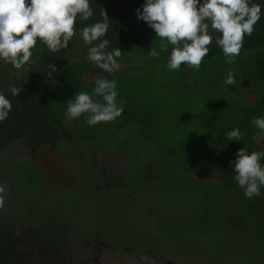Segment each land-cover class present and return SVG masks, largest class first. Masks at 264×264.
I'll return each instance as SVG.
<instances>
[{"label": "rangeland", "instance_id": "rangeland-1", "mask_svg": "<svg viewBox=\"0 0 264 264\" xmlns=\"http://www.w3.org/2000/svg\"><path fill=\"white\" fill-rule=\"evenodd\" d=\"M78 40L81 50L71 53L67 48L63 50L65 57L87 54L90 45L83 43L79 31ZM84 63L88 65L86 82L94 81L98 76L95 65L87 60ZM118 63L114 73L122 70L126 75L139 72L130 68L143 66L142 58L134 53H122ZM23 74L19 73L17 79ZM192 76L182 65L179 76L173 77L187 88ZM129 79L130 87L137 80L144 83L143 79ZM149 81V86L143 85L137 89L139 93H133L131 110L121 112V119L111 120L116 122L109 123V127L98 126L99 130L110 129L113 124L119 130L125 121H133L114 135L108 130L98 135L102 150L94 151L95 154L86 149V143L76 141L62 153L49 143H33V158L26 145L4 150L0 158V187L8 207L3 208V218H9L7 224L18 231L27 228L28 237L33 229H39L38 234L42 235L36 242L40 251L43 245L51 250L53 239H58V247L53 249L57 251L52 253L55 264H68L64 261L67 254L76 262L85 263L92 258L94 262L88 264H228V231L223 227L228 222L219 217L220 211L225 215L228 205L205 199L203 190L215 189L219 183L201 175L214 168L223 170L213 155L204 151L209 148L205 132L212 135L220 131L221 122L217 120L224 119L222 113H215L216 122L211 117L205 121L200 111L208 106L196 99L198 88L190 94L167 88L173 84L168 77ZM155 84H162L158 91ZM12 87L7 84L0 93L11 91ZM137 102L142 105L136 106ZM247 102L253 106L255 96L248 97ZM228 104H232V98ZM224 112L228 114V109ZM116 137L122 139L123 145L131 144L132 151L123 149L112 154L113 146H119L111 142ZM15 161L27 166L36 162L41 167V177L36 180L44 186L37 194H32L35 178L28 177L22 168L10 171ZM186 166L191 169L187 173ZM155 172L164 175L159 185L151 179ZM188 174L192 177H185ZM6 176L8 182L4 180ZM175 181L177 184H173ZM188 186L195 190H188ZM151 199H156V208H150ZM47 226H51L50 231ZM86 238L92 239L93 244L84 243ZM20 240L21 244L30 245V239L23 235ZM99 243L111 247L102 250ZM27 246L21 248L27 252Z\"/></svg>", "mask_w": 264, "mask_h": 264}, {"label": "trees", "instance_id": "trees-1", "mask_svg": "<svg viewBox=\"0 0 264 264\" xmlns=\"http://www.w3.org/2000/svg\"><path fill=\"white\" fill-rule=\"evenodd\" d=\"M253 2L261 5V10L264 12V0H253ZM141 3L142 0H91L90 6L94 10V15L85 22L77 20L74 25L77 31L69 42L68 52L81 50L78 31L85 24L100 21L103 9L109 17L110 25L109 31L105 35V38L110 40L106 51L119 47L122 53L137 54L143 62V66L129 67L134 70L138 69L140 73L131 71L127 75L122 70L120 73L108 74L96 66L93 68L97 71L98 76H106L108 79L116 81L118 95H121L120 98L118 96V99L124 101L122 111L124 114L131 110L129 105L135 100L133 93H139L138 88L143 85L149 86L151 78L164 79L165 77L173 81V84L167 88L186 90L190 94V91L198 88L200 94L196 99L208 106L207 109L200 111L204 115L205 121H209V117H211L212 121L216 122L218 115L215 113H222L221 116L224 119L217 120V122H221L220 131L212 135L205 132V136L207 135L209 139V148L204 151L213 155L223 170L214 168V170H208L209 172L201 174L216 179V182L219 183L218 187H214L215 189L207 188L203 192L206 200L228 205L225 215H222L221 211L219 213L220 221L228 222L223 224L225 230L228 231V264H253V262L264 264V189L261 190L259 196H254L251 199L246 198L242 189L232 178L234 175L233 166L229 165L230 160H235V154L240 148L246 147L249 152L264 149V136L258 135V130L251 124L253 117L264 116V16L254 25L253 33L244 37L242 48L239 55L235 57L234 63H225L221 49L213 42L208 46L209 52L203 58L199 71L185 66L186 71L193 75L190 86L186 88L180 82L175 81L178 77H173L174 75L179 76L182 66L178 71H168L165 67L172 45H167V50L161 51L158 58L148 55L151 47L157 51L160 50V38L155 37L154 30L149 28L142 18L136 16L135 10ZM32 52L30 61L21 69H15L5 61L2 62L3 66L0 68V88L10 84L21 89L17 96H12L11 91L2 93L10 100L12 109L8 118L0 122V158L7 147L11 148L16 145H26V150L33 158L35 154L33 143H41L40 141L52 145L57 153H62L66 151L65 149L70 150L74 141L83 142L86 143V149L95 154L94 151L102 150L98 135L107 130L111 131V135H114L125 128L126 124L131 126L133 121L128 120L119 130L113 124L110 129L99 130L98 126H103V124L108 126L109 123L116 121L110 120L107 123H99L90 127L83 116L78 119H66V101L72 98L77 91L91 92L95 86L94 81L86 82L88 65L84 61L87 54L84 53L83 57L81 54H72L70 58L65 57V51L51 53L39 41ZM49 64H54L57 69L52 75L48 74L51 71V69L48 70ZM230 71L234 75L235 84L228 86L224 84V79ZM10 73L14 74L10 75ZM19 73H24L21 79H17ZM128 74L133 76H128ZM129 78L143 79L144 83L137 80L130 87ZM188 80H190V76ZM161 86L162 84H155L156 91ZM251 96H255L253 106L247 102L248 97ZM229 98H232V104H228ZM140 105L142 104L136 103V106ZM225 109H228V114H225ZM163 112H167L165 107ZM121 117L123 115L120 114L113 120L121 119ZM157 117L160 118L159 115ZM233 128H239L243 133L241 141L226 139L225 133ZM121 140L118 137L111 140L112 144L116 142L119 144V146H113L112 150L115 151H111L112 154L123 149L132 151L131 144L123 145ZM72 153H76V151ZM17 168H22L27 172L28 177L35 178V193L32 194H37L44 186H39L37 182L41 177L39 172H42L38 163L33 162L27 166L15 161L9 169L12 171ZM190 170L187 168L186 173ZM151 177L154 183L159 185V180L164 178V175L155 172ZM185 177L191 178L192 175L188 174ZM4 180L8 182V176ZM175 182L173 184H177V181ZM194 185L198 187L197 183ZM187 189L195 190L193 186H188ZM6 206L8 207L4 204L3 207H0V245L2 246L0 261L4 264H55L56 261L52 253L57 251L53 249L55 245L58 247V239H53L50 245L51 250L46 249L43 245L41 249L43 251H40L36 239L42 235V232L38 234L39 229L38 231L33 229L28 237L26 236L27 228L23 231L12 228L7 224L9 218H3L5 217L3 208ZM156 207V199H151L150 208ZM47 228L50 231L51 226H47ZM21 235L23 238L30 239V245L21 244ZM83 237H87V235L83 234ZM65 238L68 239L67 236ZM88 242L93 244L92 239L86 238L84 243ZM99 244L102 250L107 249L110 245ZM82 245L79 243V246ZM240 245L242 248L239 247ZM24 246L28 247L27 252L22 249ZM69 252L71 253V249ZM95 257L97 254L93 256L97 260ZM64 261H69L70 264L94 262L92 258L85 260V263L76 262L72 260L71 254H67Z\"/></svg>", "mask_w": 264, "mask_h": 264}, {"label": "clouds", "instance_id": "clouds-1", "mask_svg": "<svg viewBox=\"0 0 264 264\" xmlns=\"http://www.w3.org/2000/svg\"><path fill=\"white\" fill-rule=\"evenodd\" d=\"M91 0H0V60L15 69H21L30 61L32 49L37 41L51 53L69 47L76 34L77 20L88 21L94 15ZM146 25L160 38L159 51L151 47L148 55L158 58L161 51L172 45L165 65L168 71H178L181 66L199 71L203 58L214 42L224 57L232 64L239 55L245 36H250L254 25L264 16L261 5L253 0H142L135 10ZM100 21L85 24L79 36L87 49L86 60L105 73L111 74L119 68V47L106 51L110 40L109 17L102 9ZM98 43H94L97 42ZM49 75L57 71L54 64L48 65ZM225 85H234L230 71L224 79ZM91 92L77 91L66 101V119L85 118L88 126L107 123L115 119L124 108L118 99L114 79L97 76ZM21 89L11 88V95H19ZM12 109L8 98L0 93V122L6 120ZM251 124L264 136V116L253 117ZM228 141H241L243 133L233 128L225 133ZM233 166V179L246 198L259 196L264 189V149L249 152L246 147L238 149ZM4 189L0 187V207L5 203Z\"/></svg>", "mask_w": 264, "mask_h": 264}]
</instances>
